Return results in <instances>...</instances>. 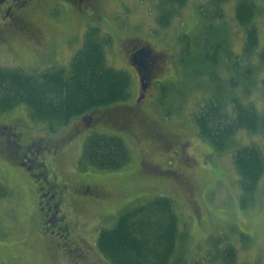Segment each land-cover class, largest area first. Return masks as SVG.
Wrapping results in <instances>:
<instances>
[{"label":"rangeland","instance_id":"rangeland-1","mask_svg":"<svg viewBox=\"0 0 264 264\" xmlns=\"http://www.w3.org/2000/svg\"><path fill=\"white\" fill-rule=\"evenodd\" d=\"M209 1L187 0L175 11L169 25L163 27L158 24L160 0H108L105 6L99 7L93 23L71 16L54 23L55 27L42 24L48 46L41 53L31 51L22 42H14L15 47L9 51L0 48V66L6 68H19L28 73L54 66L65 69L75 51L82 47L86 29L97 27L100 38L110 40L104 49L107 66L124 70L130 76V97L123 101L129 106L140 94L129 60L132 47H148L152 49L151 54H162L160 71L138 109L163 132L187 143L181 149L184 152L175 154L179 145L163 147L138 127L118 130L102 124L89 133L80 131L68 140L67 152L58 162H53L55 179L69 190L64 198V212L74 225L71 227L73 244L62 247L55 246L50 239L55 236L39 230L31 212L33 182L15 170L0 152V184L4 188V195L0 197V264H109L97 250L98 232L111 227L126 208L157 195L174 201L179 218L180 236L171 264H225L223 253L227 246L235 250L234 264H264V168L253 207L242 210L238 205L239 176L232 161L236 148L250 145L258 148L264 161V126L259 132L239 131L229 146L217 154L200 137L193 121L195 113L214 95L217 87L227 116L233 113L229 99L236 98L244 104L250 102L264 117V58L261 56L264 54V0H252L256 4L253 22L258 35L257 47L250 55L243 54L244 57L245 34L235 19L234 0L211 2L212 6L205 7ZM214 6L219 7L222 18L212 17ZM206 30L210 32L212 46L220 48L216 49L215 64L195 60L200 68L196 76L182 61L181 41L184 36L190 40L199 37ZM190 50L189 61L190 57L202 59L196 47L192 45ZM234 60L239 66L238 72L244 68L250 70L247 89L229 88ZM0 120L1 124L19 120L33 122L24 106L3 113ZM77 120L72 119L68 126L59 127L55 136H50L63 137L61 134L68 132L69 124ZM39 127L46 126L39 124ZM35 132L34 136L43 133ZM100 132L117 136L128 146L131 161L123 168L79 167L84 141L90 133ZM178 173L189 179L188 184L176 179ZM85 183L101 187L108 195L97 197L82 193ZM26 202L29 207H25ZM79 256H85V262Z\"/></svg>","mask_w":264,"mask_h":264},{"label":"trees","instance_id":"trees-1","mask_svg":"<svg viewBox=\"0 0 264 264\" xmlns=\"http://www.w3.org/2000/svg\"><path fill=\"white\" fill-rule=\"evenodd\" d=\"M222 1L227 0H210L205 7ZM186 2L187 0H160L158 24L163 27L169 25L175 11ZM234 2L236 22L245 34L242 55H250L257 47L258 35L253 22L256 4L252 0ZM205 7L204 19L207 18ZM212 9V17L222 18L218 6ZM182 39L180 55L184 56L182 61L187 67L193 69V75L199 74V65L194 63L197 60L206 65L215 64L220 47L212 46L208 30L192 40L186 36ZM83 41L82 47L75 51L65 69L54 66L42 72L28 73L23 69L0 66V115L24 106L33 122L44 124L49 132L54 133L78 116L96 113L109 105L129 99V74L107 66L105 60L104 49L110 40L107 37L100 38L99 29L90 27ZM192 45L199 50L202 59H187ZM261 56L264 58V54ZM233 67L234 75L228 81L229 88L236 90L241 86L247 89L246 79L250 70L247 68L245 71L244 68L238 72L237 60L233 61ZM219 93L221 94V90L217 87L214 95L193 118L200 137L217 154L229 146L231 139L239 131L259 132L264 126V117L257 113L256 108L250 102L244 104L236 98L229 99L233 113L227 116L225 102L219 99ZM233 152L232 161L239 176L238 205L246 210L254 205L264 161L261 152L254 145L240 146ZM130 161L129 149L123 139L100 132L87 136L78 165L81 169L92 167L112 170L121 169ZM3 193L4 188L0 184V197ZM115 221L111 227L98 232L95 242L97 250L109 264H171L180 236L179 218L171 198L157 195L144 203L126 208ZM234 257L235 250L230 246L225 247V264H234Z\"/></svg>","mask_w":264,"mask_h":264},{"label":"flooded vegetation","instance_id":"flooded-vegetation-1","mask_svg":"<svg viewBox=\"0 0 264 264\" xmlns=\"http://www.w3.org/2000/svg\"><path fill=\"white\" fill-rule=\"evenodd\" d=\"M106 1L108 0H0V48L5 47L9 51L15 47L14 42L19 44L22 42L31 51L41 53L48 46L42 24L48 23L49 26L55 27L58 21L67 20L71 16L77 20L85 18L93 23L99 7L101 4L102 7L105 6ZM139 50L143 51L142 61L135 67L132 65L131 56ZM151 51L152 49L148 47L137 45L132 47L129 54L131 68L137 77L140 91L131 106L120 102L100 109L96 113L78 116L74 118L78 119L76 122L69 124L68 132L61 134L63 137L57 138L53 137L57 132H49L46 127V129L38 128L39 124H42L39 122L29 123L30 121L27 120H19L20 122L14 121L13 124L0 123V152L16 168L15 170L23 172L33 182L30 186L33 194L32 206H34L31 212L35 216L39 230L42 229L47 236L56 237L50 239L57 247L73 244L74 234L71 227L74 225L64 212V198L69 193L66 191L69 190L62 181L55 179L53 162H58V159L67 152L68 140L73 139L80 131L89 133L97 129L100 124L118 130L138 127L148 134L150 139L158 140L163 147L179 145L180 149L174 151L175 154L184 152L182 150L187 143L163 132L138 109L146 98L152 80L159 73L163 61L162 54L158 52L151 54ZM140 77H149L148 86L144 91L141 89ZM35 131H43V133L34 136ZM176 179L182 180L180 182L184 185L189 182V179L180 173L177 174ZM84 187L80 191L87 195L97 197L108 195L106 190L97 185L91 186L90 183H85ZM26 204L25 207H29L27 202ZM84 257L79 256V260L85 262Z\"/></svg>","mask_w":264,"mask_h":264},{"label":"water","instance_id":"water-1","mask_svg":"<svg viewBox=\"0 0 264 264\" xmlns=\"http://www.w3.org/2000/svg\"><path fill=\"white\" fill-rule=\"evenodd\" d=\"M143 51L139 50L138 52L132 54L131 61L133 66H139L141 64ZM141 89L144 91L148 86L149 77H140Z\"/></svg>","mask_w":264,"mask_h":264}]
</instances>
